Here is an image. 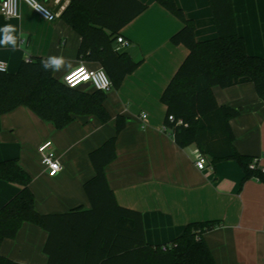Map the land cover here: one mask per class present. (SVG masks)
<instances>
[{
	"label": "crops",
	"instance_id": "0c3cea01",
	"mask_svg": "<svg viewBox=\"0 0 264 264\" xmlns=\"http://www.w3.org/2000/svg\"><path fill=\"white\" fill-rule=\"evenodd\" d=\"M40 1L57 15L54 21L42 18L24 2L18 17L0 13V28L7 24L16 28L15 46L0 45V59L7 62L8 72L15 73L25 59L63 56L65 64L55 70L63 79L82 62L81 36L62 18L71 0ZM141 1L148 8L121 31L130 41L125 50L141 64L119 89L108 91L105 106L111 120L102 123L96 116L79 115L57 129L29 108L18 107L0 116V161L17 158L31 174L39 213H64L78 206L89 209L84 189L94 175L89 153L115 134L116 118L124 115L129 120L117 137V156L106 173L117 202L143 213L146 240L152 245L168 244L190 222L218 221L204 234L216 264H264V182L251 178L242 184L244 171L235 159L213 162L204 154L207 166L199 169L198 146L176 143L166 127L167 107L161 96L188 54L185 46L170 40L183 23L157 0ZM175 1L194 21L198 41L217 37L209 0ZM234 8L248 53L264 57V0H235ZM213 91L219 105L241 109L240 116L230 121L234 145L240 153L257 158L264 169V100L254 84L215 86ZM46 140L53 142L63 167L55 177L48 175L38 152ZM19 190L17 184L0 179V208ZM47 239L46 230L26 222L14 238L2 242L0 252L18 264H47Z\"/></svg>",
	"mask_w": 264,
	"mask_h": 264
},
{
	"label": "trees",
	"instance_id": "16d2710c",
	"mask_svg": "<svg viewBox=\"0 0 264 264\" xmlns=\"http://www.w3.org/2000/svg\"><path fill=\"white\" fill-rule=\"evenodd\" d=\"M157 1L183 23L171 42L188 49L161 96L167 107L166 127L178 145L196 144L213 162L235 159L244 171L242 184L251 178L264 182V169L234 145L230 121L240 116L241 109L219 105L213 91L215 86L253 83L264 100V57L248 53L238 28L235 0H209L217 37L202 41L196 39L194 21L175 0ZM147 8L141 0H71L62 13L81 36V61L103 68L115 89L141 64L125 48L119 49L118 36ZM44 60L25 59L17 72L0 73V116L25 106L57 129L67 127L79 115L96 116L102 123L111 120L105 106L107 91L71 88L56 76L54 65L43 66ZM128 120L119 114L115 134L89 153L94 168V175L84 184L89 209L78 206L64 213H39L31 174L17 158L0 161V179L20 187L0 208V246L30 222L48 232L47 264H216L204 234L218 221L190 222L171 243L152 245L146 240L143 213L117 202L106 167L117 156V137ZM0 264L18 263L0 252Z\"/></svg>",
	"mask_w": 264,
	"mask_h": 264
},
{
	"label": "built area",
	"instance_id": "2783aa9c",
	"mask_svg": "<svg viewBox=\"0 0 264 264\" xmlns=\"http://www.w3.org/2000/svg\"><path fill=\"white\" fill-rule=\"evenodd\" d=\"M24 2L29 5L37 14L48 21H54L57 15L54 14L44 3L40 0H0V13L6 18L18 17L20 15V4ZM118 44L120 48H126L130 45V41L122 35L118 36ZM80 69H83V75H77L76 79L70 80L73 74L78 73ZM8 71V64L3 59H0V73ZM84 76L87 79H84ZM64 82L71 88H76L82 83H90L91 88L94 90L109 91L112 88V81L103 68L92 69L86 66L84 63L78 65L68 71L63 78ZM145 118L146 115H143ZM170 120H174L173 116L169 117ZM182 123V121H179ZM38 152L41 156V163L46 168L50 177H55L62 170V164L58 159L51 140L44 141L39 147ZM258 159L254 158V163H257ZM196 165L199 169H205L207 166V158L204 154H200L196 161ZM254 167V164L252 165Z\"/></svg>",
	"mask_w": 264,
	"mask_h": 264
},
{
	"label": "clouds",
	"instance_id": "9594fccd",
	"mask_svg": "<svg viewBox=\"0 0 264 264\" xmlns=\"http://www.w3.org/2000/svg\"><path fill=\"white\" fill-rule=\"evenodd\" d=\"M15 31L16 28L11 24H7L3 28H0V32L4 33V40L0 41V45L11 43L15 46L16 37L13 35ZM42 63L45 68L55 65V70L59 71L65 64V58L63 56H49L47 60L42 61ZM69 67H71V65H69ZM72 79L74 80L76 77L72 76Z\"/></svg>",
	"mask_w": 264,
	"mask_h": 264
},
{
	"label": "water",
	"instance_id": "95a60500",
	"mask_svg": "<svg viewBox=\"0 0 264 264\" xmlns=\"http://www.w3.org/2000/svg\"><path fill=\"white\" fill-rule=\"evenodd\" d=\"M90 87H91L90 83H82V84L79 85L77 88L88 89V88H90Z\"/></svg>",
	"mask_w": 264,
	"mask_h": 264
},
{
	"label": "snow or ice",
	"instance_id": "6c2138e0",
	"mask_svg": "<svg viewBox=\"0 0 264 264\" xmlns=\"http://www.w3.org/2000/svg\"><path fill=\"white\" fill-rule=\"evenodd\" d=\"M83 72H84V70H83V69H80V70H79V72H78V73H75V74H73V76H74V77H76V76H77V75H79V74H82V75H83ZM69 79H70V80H72V77H69ZM84 79H87V77H86V76H84Z\"/></svg>",
	"mask_w": 264,
	"mask_h": 264
},
{
	"label": "rangeland",
	"instance_id": "374dc122",
	"mask_svg": "<svg viewBox=\"0 0 264 264\" xmlns=\"http://www.w3.org/2000/svg\"><path fill=\"white\" fill-rule=\"evenodd\" d=\"M83 64V62H81L79 65H82ZM91 88V87H90ZM92 90H94L93 88H91Z\"/></svg>",
	"mask_w": 264,
	"mask_h": 264
}]
</instances>
